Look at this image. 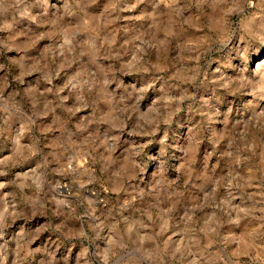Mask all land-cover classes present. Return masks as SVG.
Listing matches in <instances>:
<instances>
[{"label":"rangeland","instance_id":"374dc122","mask_svg":"<svg viewBox=\"0 0 264 264\" xmlns=\"http://www.w3.org/2000/svg\"><path fill=\"white\" fill-rule=\"evenodd\" d=\"M0 264H264V0H0Z\"/></svg>","mask_w":264,"mask_h":264}]
</instances>
